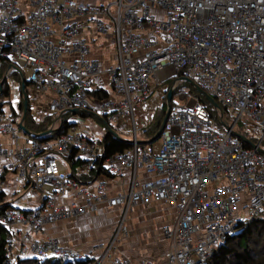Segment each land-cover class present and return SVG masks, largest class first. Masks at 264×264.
Returning a JSON list of instances; mask_svg holds the SVG:
<instances>
[{"label": "built area", "instance_id": "2783aa9c", "mask_svg": "<svg viewBox=\"0 0 264 264\" xmlns=\"http://www.w3.org/2000/svg\"><path fill=\"white\" fill-rule=\"evenodd\" d=\"M105 34L117 59L105 71L109 83L94 86L104 62L92 55V44ZM0 59L10 73L28 71L27 107L36 123L50 122L46 131L24 132L12 98L0 103V133L7 139L0 142V192L10 173L15 191L38 194L28 209L0 213L10 232L3 264L49 257L132 264L111 252L115 234L98 255L39 236L48 223L103 205L123 208L115 233H125L126 212L149 203L175 211L174 223L162 228L169 241L164 264H206L237 222L263 208L264 0H0ZM180 77L213 97L222 126L210 103L180 88ZM167 80L163 91L172 86L174 93L164 127L156 141L139 142V126L150 121L143 107L151 82ZM85 115L102 122L101 136L78 130ZM104 122L131 146L106 155ZM126 170L127 190L108 195L101 176Z\"/></svg>", "mask_w": 264, "mask_h": 264}, {"label": "crops", "instance_id": "0c3cea01", "mask_svg": "<svg viewBox=\"0 0 264 264\" xmlns=\"http://www.w3.org/2000/svg\"><path fill=\"white\" fill-rule=\"evenodd\" d=\"M8 69L9 62L4 64L0 60V72H2V78H0L1 88L3 84L8 87L10 91L9 98H12V102L16 106L18 99L21 96V78L18 77L16 72H8ZM159 103L160 101H158V104ZM146 105L147 103L143 107L145 111H147ZM16 109L17 107H15V117L21 118L22 113H19L18 109L17 111ZM29 111L31 121L28 120L27 124L32 131H35L36 127L41 123L39 122L36 124L35 120L32 118L31 110ZM120 127L123 128V134H130V132L126 131L124 128V123H120ZM137 135L139 136V134ZM128 136L131 137V135ZM6 140V136L0 133V142ZM4 164V159L0 158V166H4ZM130 174L131 171L126 170L119 176L108 177L102 175L101 177L106 183L107 194L114 195L120 191H126ZM6 178L8 183L6 184V189L3 193L4 203L7 204L8 207L28 209L30 206L35 205L36 197L38 195L36 194V191L29 190V192L26 193L23 191H15L11 185V181L13 180L12 174L7 173ZM11 195H14V198H10ZM5 197L9 199H5ZM21 201L24 203L23 207H19V202ZM122 213L123 208L121 207L108 208L103 205L96 213H86L77 219L67 218L48 223L44 226L43 233L39 237H54L58 239L59 243L63 246H70L84 253L98 255L100 246L107 245L108 242L111 243V238L115 234L116 240L112 245L123 239V243H128L127 245H129V249L126 251V249L124 250L114 245L111 249L113 254L128 260L132 264H140L143 261L149 262L150 264H164L165 252L168 248L169 241L163 234L162 228L163 226H168L174 223L175 211L173 208L166 203L135 205L125 214L124 224L126 226V232L115 233ZM79 223H82V226H79ZM10 229L14 230L15 227L12 226ZM137 237L142 239L147 238L150 241L155 237L159 240V243L162 246L159 249L151 251L150 254L145 257L139 255L140 260L137 261L139 256L134 254L135 249L133 248ZM128 251H130L131 254H129Z\"/></svg>", "mask_w": 264, "mask_h": 264}, {"label": "trees", "instance_id": "16d2710c", "mask_svg": "<svg viewBox=\"0 0 264 264\" xmlns=\"http://www.w3.org/2000/svg\"><path fill=\"white\" fill-rule=\"evenodd\" d=\"M2 63L7 64L6 59H0ZM169 85L171 80H169ZM198 100L209 103L202 95L197 93L194 89H191ZM9 96L8 87L2 85V93L1 98ZM172 100V99H171ZM171 102V101H170ZM165 104H162L161 112V120L165 112ZM14 114V113H13ZM30 111L27 108L25 127L29 130L28 120L31 121ZM152 121V120H151ZM33 122V121H32ZM46 122V121H45ZM36 127L34 132H43L47 130V126L49 125V121L46 122V126L44 123ZM161 122V121H160ZM37 124V123H36ZM159 121L155 123L153 127L154 130L150 133L146 127L139 132L140 138H148L151 137L159 126ZM35 128V127H34ZM66 129V128H65ZM64 130V128H63ZM32 131V130H31ZM61 132V131H59ZM103 146L106 155H111L115 152L123 151L131 146L130 141L121 140L119 138H115L110 134H106L103 138ZM74 150L70 153V157H73ZM75 163H78V161ZM9 208L7 204L4 203V193L0 192V213H4V211ZM264 213V206L260 210ZM253 217L246 222H237L235 227V233L227 238L223 243H221L216 249L213 251L212 255L206 261V264H264V215L260 218ZM9 230L7 227L0 224V264H3L8 255V247H7V235H9ZM16 264H76L69 261L46 258V259H38V258H23L17 261ZM77 264H84V262H78Z\"/></svg>", "mask_w": 264, "mask_h": 264}, {"label": "rangeland", "instance_id": "374dc122", "mask_svg": "<svg viewBox=\"0 0 264 264\" xmlns=\"http://www.w3.org/2000/svg\"><path fill=\"white\" fill-rule=\"evenodd\" d=\"M85 3H97L99 1H105V0H79ZM114 8L112 7V10ZM158 13H162V11L160 10H156ZM94 52L92 53V55L98 59H100L101 61L104 62L103 65H101L100 67V73L97 75L100 77V81H97L96 79L94 80V86H97L98 82L100 83H105L108 84V76L106 74V69L107 67H109L110 65L114 64V62L117 59V55H116V49L114 44L112 43V40L110 38L109 35L105 34V35H95V41L92 44ZM16 73L18 74V77L20 78V74L18 71H16ZM23 74L25 75V77H27L28 75V71L25 69L23 70ZM0 78H2V72H0ZM169 80L165 81V82H154L152 84L151 82V91H150V100L147 102V111L144 114H147L148 118L150 119L149 123L145 126L146 129H148V131L151 133L154 130V126L155 123L159 121H161V116H162V112H161V108L162 105L161 104H165V97L163 98V94H166V91L164 92L163 89L165 86L169 85ZM180 88H182L184 91H190L192 96H196L195 93L191 90L193 89L187 82L185 81H181L180 82ZM109 92L112 91L111 88L107 89ZM176 91H179V88L176 89ZM8 100H11L9 98V96L7 97V100H4L0 97V103L4 102V105H7L6 102H8ZM6 101V102H5ZM158 101H160V103L158 104ZM17 102V101H16ZM161 105V106H160ZM219 106L221 108H223V105L219 103ZM16 107L19 111V113H22V96H20V98L18 99V103L16 104ZM209 107L212 109L213 111V115H212V119L213 121L219 125L222 126L218 120V118L216 117V108L214 106H212L211 104H209ZM166 109V106H165ZM79 116V115H78ZM70 117L71 121L75 120V116L74 115H68V118ZM86 119L84 122H78L77 123V128L78 130H82V129H86L90 131V137H93V134H97L99 136H101L104 133V129L102 128V122L96 118L95 116L92 115H85ZM152 120V121H151ZM46 122H48V120H46ZM46 122L44 123V126H46ZM131 124V122H129V125ZM42 125V124H40ZM137 125H138V120H137ZM140 125V123H139ZM144 127V128H145ZM159 127V126H158ZM143 129V126H139V132L141 133V130ZM128 131V130H127ZM157 131V130H156ZM17 132L19 133L20 136H23V131H21L20 129H17ZM126 135V134H125ZM131 135L132 137V133L130 132V134H127L126 136ZM150 137H146V138H139V140H147ZM262 147H264V144H262ZM10 198H14V195H11ZM5 199H9L6 198ZM24 203L21 201L19 202V207H23ZM264 215L263 212L259 211L255 217L259 216L258 218L262 217ZM248 221V220H247ZM246 222V221H245ZM79 226H82V223H79ZM137 240H135L134 246L133 248L135 249L134 254L135 255H142L143 257H145L146 255H149L151 251H154L155 249H159L161 248V244L159 243V240L157 238H152V240L150 241L147 238H140L137 237ZM98 244V243H96ZM95 244V245H96ZM128 243H123V239H121V241L115 243L114 245L117 247H120L121 249H126V251L129 249V245H127ZM114 245H111V249L113 248ZM105 246V245H104ZM110 246V242L107 243V247ZM129 254H131L130 251H128ZM132 256V255H130ZM49 258H53V259H57V257H49ZM140 256L137 258V261H139Z\"/></svg>", "mask_w": 264, "mask_h": 264}, {"label": "water", "instance_id": "95a60500", "mask_svg": "<svg viewBox=\"0 0 264 264\" xmlns=\"http://www.w3.org/2000/svg\"><path fill=\"white\" fill-rule=\"evenodd\" d=\"M19 71L20 74V78H21V94H22V115L20 118V121L18 123V126L25 132L29 133L30 131L23 125V121L26 117V113H27V94L25 91L26 88V78L24 77L22 71ZM181 80L187 82L197 93H199L200 95H202L212 106H214L215 108H218V104L217 102L213 99L212 96H210L208 93H206L204 90H202L192 79L188 78V77H180ZM173 93H174V89L172 86H170L165 94V102H166V109L164 112V115L162 117V120L159 124V127L157 129V131L147 140H139V142H153L156 141L160 135V132L162 131L168 112H169V105H170V101L173 97ZM0 96H1V83H0ZM105 127H106V134H110L115 138H119L121 140H125V141H132V140H127L123 137H121L110 125H108L106 122H104ZM226 127V125H224ZM241 136V135H239ZM241 138L245 141V138L243 136H241ZM247 141V140H246Z\"/></svg>", "mask_w": 264, "mask_h": 264}, {"label": "bare ground", "instance_id": "6f19581e", "mask_svg": "<svg viewBox=\"0 0 264 264\" xmlns=\"http://www.w3.org/2000/svg\"><path fill=\"white\" fill-rule=\"evenodd\" d=\"M72 113H77V109H74V110L72 111Z\"/></svg>", "mask_w": 264, "mask_h": 264}, {"label": "flooded vegetation", "instance_id": "af4514ba", "mask_svg": "<svg viewBox=\"0 0 264 264\" xmlns=\"http://www.w3.org/2000/svg\"><path fill=\"white\" fill-rule=\"evenodd\" d=\"M1 93H2V88H1Z\"/></svg>", "mask_w": 264, "mask_h": 264}]
</instances>
